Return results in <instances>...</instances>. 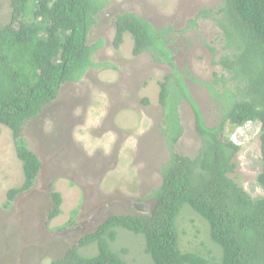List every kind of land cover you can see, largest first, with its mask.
Masks as SVG:
<instances>
[{"label": "rangeland", "instance_id": "374dc122", "mask_svg": "<svg viewBox=\"0 0 264 264\" xmlns=\"http://www.w3.org/2000/svg\"><path fill=\"white\" fill-rule=\"evenodd\" d=\"M220 3L109 0L88 37L90 45L102 43L93 62L109 66L91 68L81 81L63 84L55 101L24 126L23 139L42 168L33 189L12 202L9 191L22 187L25 181L23 165L12 132L0 125V264H52L110 216L153 212L156 200L151 196L162 185V168L170 160L159 84L172 76L173 70L165 63H155L151 55L135 56L130 34L124 35L117 48L115 22L119 15L133 13L156 30L173 29L166 47L173 53L174 68L183 77L204 124L215 128L221 110L210 97L207 83L212 84L215 75H225L214 62L227 51L220 29L212 22L198 20L196 27L190 23L202 9H217ZM11 17V0H0V29ZM179 115L183 136L175 151L195 158L201 140L194 110L187 101L180 104ZM169 127L166 131L174 138L178 124L173 121ZM224 133L222 141L228 139L241 149L231 178L253 198L263 196L257 184L262 171L260 125H227ZM53 192L61 194L63 203L61 215L49 221ZM180 218L184 252L218 255L206 235L205 221L188 207ZM112 246L129 264L150 261L143 236L121 230ZM96 253V247L81 250L84 256Z\"/></svg>", "mask_w": 264, "mask_h": 264}, {"label": "trees", "instance_id": "16d2710c", "mask_svg": "<svg viewBox=\"0 0 264 264\" xmlns=\"http://www.w3.org/2000/svg\"><path fill=\"white\" fill-rule=\"evenodd\" d=\"M108 2L11 0V21L0 29V125L12 132L25 181L22 187L9 191V202L33 189L42 168L23 139L24 126L55 101L63 84L81 81L91 68L109 66L92 59L102 43H88L96 17ZM198 20L210 21L220 29L227 51L214 62L225 75H215L213 83H207L210 97L221 110L219 126L204 124L183 77L174 68L173 53L166 47L173 29L156 30L133 13L119 15L116 47L130 34L135 56L151 55L155 63H165L173 70V75L159 84L170 160L162 168V185L152 193L156 206L150 215H112L52 264H129L112 246L121 230L144 237L150 261L141 264H264V195L253 198L231 178L241 149L220 139L227 125L261 126L262 171L257 184L264 193V0H221L217 9H202L190 27H196ZM184 101L194 110L201 140L195 158L175 151L183 136L179 106ZM173 121L179 127L174 138L166 131ZM52 201L49 221L61 215V194L53 192ZM185 207L206 222V235L218 255L182 250L179 219ZM91 247H96L95 255L81 254Z\"/></svg>", "mask_w": 264, "mask_h": 264}, {"label": "clouds", "instance_id": "9594fccd", "mask_svg": "<svg viewBox=\"0 0 264 264\" xmlns=\"http://www.w3.org/2000/svg\"><path fill=\"white\" fill-rule=\"evenodd\" d=\"M261 127V126H260ZM261 129V128H260Z\"/></svg>", "mask_w": 264, "mask_h": 264}]
</instances>
